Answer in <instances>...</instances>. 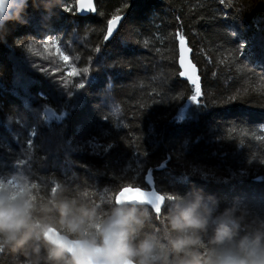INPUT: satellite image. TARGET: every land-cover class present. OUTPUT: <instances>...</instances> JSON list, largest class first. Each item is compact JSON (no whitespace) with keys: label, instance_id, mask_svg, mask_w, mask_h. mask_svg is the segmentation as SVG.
<instances>
[{"label":"trees","instance_id":"trees-1","mask_svg":"<svg viewBox=\"0 0 264 264\" xmlns=\"http://www.w3.org/2000/svg\"><path fill=\"white\" fill-rule=\"evenodd\" d=\"M76 1L46 15L29 0L27 22L0 29V178L99 201L129 183L148 189L151 171L158 193L197 188L220 210L236 201L264 216V0H95L87 17ZM177 34L198 103L179 76ZM22 260L0 253V264Z\"/></svg>","mask_w":264,"mask_h":264},{"label":"clouds","instance_id":"clouds-1","mask_svg":"<svg viewBox=\"0 0 264 264\" xmlns=\"http://www.w3.org/2000/svg\"><path fill=\"white\" fill-rule=\"evenodd\" d=\"M32 2L46 15L63 8V0ZM27 7L0 0V28L25 24ZM36 189L23 176L0 178V253L22 264H264V216L236 201L220 210L197 188L158 193L129 183L99 201L61 184Z\"/></svg>","mask_w":264,"mask_h":264},{"label":"water","instance_id":"water-1","mask_svg":"<svg viewBox=\"0 0 264 264\" xmlns=\"http://www.w3.org/2000/svg\"><path fill=\"white\" fill-rule=\"evenodd\" d=\"M75 10H76L77 16H79V17H87L89 15H92L95 12V0H77L76 4H75ZM117 17H119L120 19H118L117 23L112 26V29H113L112 33H109L108 24H107L106 38L108 40L113 39L118 34L119 28L123 22V19H124L123 15L117 16ZM180 39H181L180 35L177 34V38H176V40H177V52H178L177 67L179 69V76H180L182 81L187 82L190 85H193L192 82L189 81L186 76L180 75V73L183 71V68H181V66H180ZM184 47L186 49H188V51H186L184 53L186 63L192 64L196 68V65H194L192 58H191L192 51L189 49L186 40H185ZM49 116L50 117L53 116L52 112H49ZM151 174H152L151 171H148V173L146 175V184L148 186V189H146V191H155Z\"/></svg>","mask_w":264,"mask_h":264},{"label":"snow or ice","instance_id":"snow-or-ice-1","mask_svg":"<svg viewBox=\"0 0 264 264\" xmlns=\"http://www.w3.org/2000/svg\"><path fill=\"white\" fill-rule=\"evenodd\" d=\"M120 19L119 17H116L114 19H111L108 21V31L109 33H112L113 29L112 26L117 23V20ZM185 45V40L183 37L180 39V66L183 68V71L180 73L181 76H186L189 81L192 82V84L197 85L196 87V95L192 96V101H196L198 96L200 95V86L197 83V69L189 63H186L184 53L188 51L184 47ZM67 57H64V59ZM67 60V59H65Z\"/></svg>","mask_w":264,"mask_h":264},{"label":"rangeland","instance_id":"rangeland-1","mask_svg":"<svg viewBox=\"0 0 264 264\" xmlns=\"http://www.w3.org/2000/svg\"><path fill=\"white\" fill-rule=\"evenodd\" d=\"M243 88L245 89V87L243 86ZM235 92V91H234Z\"/></svg>","mask_w":264,"mask_h":264}]
</instances>
